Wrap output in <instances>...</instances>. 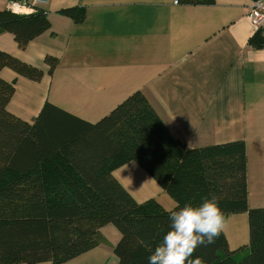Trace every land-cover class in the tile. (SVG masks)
Wrapping results in <instances>:
<instances>
[{"label":"trees","instance_id":"16d2710c","mask_svg":"<svg viewBox=\"0 0 264 264\" xmlns=\"http://www.w3.org/2000/svg\"><path fill=\"white\" fill-rule=\"evenodd\" d=\"M215 2L178 0L184 5ZM59 14L81 24L87 10L81 5ZM51 27L43 9L29 15L0 10V31L11 33L22 49ZM249 43L263 49V32L258 30ZM45 61L53 74L58 59L47 56ZM4 68L33 81L44 75L0 50V72ZM15 85L0 76V264H65L98 247L100 229L108 224L121 234L114 248L118 264H149L169 230L170 212L212 195L226 219L248 214L249 244L233 250L222 231L215 243L198 247L192 259L264 264V207L249 206L244 141L190 148L171 133L141 91L96 123L47 103L31 124L8 110ZM130 162L156 180L175 201L173 209L155 199L139 203L122 186L113 173Z\"/></svg>","mask_w":264,"mask_h":264},{"label":"crops","instance_id":"0c3cea01","mask_svg":"<svg viewBox=\"0 0 264 264\" xmlns=\"http://www.w3.org/2000/svg\"><path fill=\"white\" fill-rule=\"evenodd\" d=\"M215 1L48 0L37 5L52 27L24 49L11 33L0 31V50L44 72L33 81L1 70L4 80L16 81L8 110L33 124L49 103L96 123L141 91L190 148L244 141L249 206L264 207V48L250 45L258 29L246 18L255 0ZM10 3L0 0V10ZM81 5L87 10L81 24L59 14ZM47 56L59 61L53 74ZM113 175L139 203L155 199L167 210L176 205L135 162ZM233 223L223 231L229 244H238L239 231L230 234ZM100 235L98 247L65 264H118L114 248L120 232L108 224Z\"/></svg>","mask_w":264,"mask_h":264},{"label":"clouds","instance_id":"9594fccd","mask_svg":"<svg viewBox=\"0 0 264 264\" xmlns=\"http://www.w3.org/2000/svg\"><path fill=\"white\" fill-rule=\"evenodd\" d=\"M169 220V230L148 257L149 264H205L201 257L192 259L195 250L215 243L227 224L215 195L202 198L199 204L178 205Z\"/></svg>","mask_w":264,"mask_h":264},{"label":"built area","instance_id":"2783aa9c","mask_svg":"<svg viewBox=\"0 0 264 264\" xmlns=\"http://www.w3.org/2000/svg\"><path fill=\"white\" fill-rule=\"evenodd\" d=\"M36 5H31L27 0L20 2H11L9 10L13 13L21 15H29L35 13L38 9L39 4H46L48 0H34ZM175 3H178L176 0ZM246 18L251 22L259 31L264 33V0H255L251 4Z\"/></svg>","mask_w":264,"mask_h":264},{"label":"rangeland","instance_id":"374dc122","mask_svg":"<svg viewBox=\"0 0 264 264\" xmlns=\"http://www.w3.org/2000/svg\"><path fill=\"white\" fill-rule=\"evenodd\" d=\"M227 220H228L227 226L234 222L233 225H232L230 234L233 235L235 232L239 231L238 232V236H239L238 244H235L234 242L230 243L232 249L236 250V249H238V248H240L242 246L248 245L249 244V240H250L248 214L244 213V214H238V215H235V216H230V218L228 217ZM234 220L237 221V224H235ZM242 234H243V236H242ZM241 242H242V244H239ZM245 253H247V251Z\"/></svg>","mask_w":264,"mask_h":264}]
</instances>
